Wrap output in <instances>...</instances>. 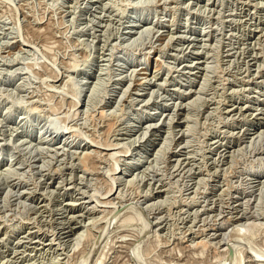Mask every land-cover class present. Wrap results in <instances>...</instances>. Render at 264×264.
<instances>
[{"label":"rangeland","instance_id":"obj_1","mask_svg":"<svg viewBox=\"0 0 264 264\" xmlns=\"http://www.w3.org/2000/svg\"><path fill=\"white\" fill-rule=\"evenodd\" d=\"M0 264H264V0H0Z\"/></svg>","mask_w":264,"mask_h":264},{"label":"bare ground","instance_id":"obj_2","mask_svg":"<svg viewBox=\"0 0 264 264\" xmlns=\"http://www.w3.org/2000/svg\"><path fill=\"white\" fill-rule=\"evenodd\" d=\"M149 86V83L145 80L141 81V83H139V91L141 93V91H145L146 88L145 87H148ZM139 93V92H138ZM139 95V94H138ZM71 231V230H70ZM66 233V232H65Z\"/></svg>","mask_w":264,"mask_h":264}]
</instances>
